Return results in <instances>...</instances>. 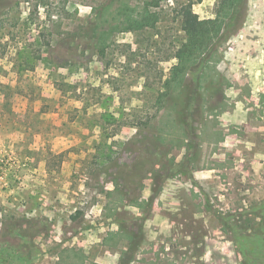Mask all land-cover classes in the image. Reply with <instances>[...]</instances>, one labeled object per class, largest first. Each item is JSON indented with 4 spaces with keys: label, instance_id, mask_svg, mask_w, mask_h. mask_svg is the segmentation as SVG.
I'll return each instance as SVG.
<instances>
[{
    "label": "rangeland",
    "instance_id": "obj_1",
    "mask_svg": "<svg viewBox=\"0 0 264 264\" xmlns=\"http://www.w3.org/2000/svg\"><path fill=\"white\" fill-rule=\"evenodd\" d=\"M186 1L0 0V264H264V0L179 78Z\"/></svg>",
    "mask_w": 264,
    "mask_h": 264
},
{
    "label": "trees",
    "instance_id": "obj_2",
    "mask_svg": "<svg viewBox=\"0 0 264 264\" xmlns=\"http://www.w3.org/2000/svg\"><path fill=\"white\" fill-rule=\"evenodd\" d=\"M245 0H221V4L217 13L212 18H201L192 8V0L180 3L178 6V15L184 25V39L180 43L179 47L175 51L177 76L181 78L186 69L195 62L198 57L204 58L205 53L211 52L214 48L216 39L222 29L225 17L228 12H236L235 17L238 16ZM126 7V6H125ZM241 15V13H240ZM114 26H121L123 29L139 28L147 23L149 20H145V15L131 16L125 8H120L118 13L115 14ZM122 16V17H121ZM229 15L227 16V18ZM107 32L102 31L98 34V42H102L106 38ZM196 96H190L188 93L184 94L182 103L177 102L175 104V111L182 115L180 123L183 127L189 125L186 120L188 114L187 110L190 107L192 101H197ZM131 259V255L127 254L122 259L121 264H128Z\"/></svg>",
    "mask_w": 264,
    "mask_h": 264
},
{
    "label": "built area",
    "instance_id": "obj_3",
    "mask_svg": "<svg viewBox=\"0 0 264 264\" xmlns=\"http://www.w3.org/2000/svg\"><path fill=\"white\" fill-rule=\"evenodd\" d=\"M0 181H5V174H4V172L0 173Z\"/></svg>",
    "mask_w": 264,
    "mask_h": 264
}]
</instances>
